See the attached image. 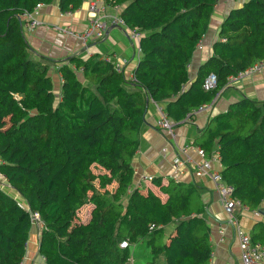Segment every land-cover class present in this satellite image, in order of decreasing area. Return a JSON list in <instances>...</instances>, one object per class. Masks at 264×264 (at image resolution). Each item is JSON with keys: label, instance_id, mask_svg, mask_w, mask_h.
<instances>
[{"label": "trees", "instance_id": "obj_1", "mask_svg": "<svg viewBox=\"0 0 264 264\" xmlns=\"http://www.w3.org/2000/svg\"><path fill=\"white\" fill-rule=\"evenodd\" d=\"M55 1L69 12L84 0H0V175L14 192L0 185V264L23 263L35 214L41 223L39 264H126L130 250L121 242L140 238L149 239L155 254L164 253L166 264H210L211 229L195 185L172 178L163 184L154 177L165 200L151 190H131L144 93L177 123L211 103L229 76L264 60V0L231 8L195 80L187 64L220 0H105L125 5L124 23L141 34V57L131 77L100 53L33 58L23 14ZM50 63L61 73L59 98ZM211 73L217 84L206 90L203 82ZM198 142L208 152L219 144L223 176L234 195L260 209L264 101H234L211 117ZM94 165L107 171L96 172ZM113 181L118 185L111 191ZM88 202L94 209L83 222L78 213ZM172 222L176 227L165 241L164 226ZM250 236L264 244V222Z\"/></svg>", "mask_w": 264, "mask_h": 264}, {"label": "crops", "instance_id": "obj_2", "mask_svg": "<svg viewBox=\"0 0 264 264\" xmlns=\"http://www.w3.org/2000/svg\"><path fill=\"white\" fill-rule=\"evenodd\" d=\"M243 2L244 0H220L216 5L208 32L197 43L193 58L187 64L190 80L196 79L200 65L212 55L213 43L220 37L222 21L226 18L231 8L241 6ZM93 3L98 4L99 15L108 25V29L103 38H92L87 45H84L78 36L66 31V29L73 31L84 30L91 22L93 14L90 13V5ZM124 7L125 5H108L105 0H84L79 8L69 12H62L58 1L42 4L34 11L40 21V25L32 31L27 29V20L22 17L24 20L23 30L30 45L29 51L32 57L44 61L43 56L59 60L73 55L87 58L90 55L100 53L103 57L110 58L108 60L114 64L115 68L117 63H122L126 76L131 77L141 57L140 40H134L130 37L128 33L130 28L124 21L123 24L111 23V20L115 17L122 19L121 12ZM200 42L201 46H199ZM256 63H262V67L256 72L247 74L233 82H228V85L216 96L215 102L210 109L198 112L190 121L178 123L175 139L157 125L162 114L160 109L165 110L164 105L157 103L144 93L146 99L145 123L141 128L140 145L132 162L134 176L131 190L140 188L143 193L151 190L165 200L167 195L155 183L154 177L161 178L163 184H167L169 178H172L195 185L197 195L205 206V219L211 229L212 257L210 264H242L236 227L229 222L228 214L224 210L216 184L212 178L209 176L197 177L191 168L185 170L184 173H175L173 160L183 144L194 142L201 146L198 138L208 125L211 117L227 111L230 104L234 101L244 96L257 101H264V60L257 61L254 64ZM50 65L55 91L59 98L62 84L61 73L57 65L53 63H50ZM128 88L133 91L138 90L134 86H129ZM217 145L219 144L215 142L211 151H206L207 154H210ZM192 155L196 162L200 160V157L195 152H192ZM94 166L96 172L107 171L100 165ZM214 167L221 169L223 172L224 166L222 162L215 164ZM150 176L152 177L151 179L148 178ZM3 179L5 184L9 185L4 176ZM96 184L98 185V180ZM117 185V181H113L108 186V189L113 191ZM9 187L6 191L9 193L13 192L10 185ZM128 197L129 193L124 198L125 202H127ZM93 209L94 204L91 202L86 203L80 209L78 215L83 222L90 221ZM84 210L87 213L86 218L84 217ZM236 215L241 229L251 235V231L260 222H264V201L260 209L238 208ZM176 224L177 222H172L164 226L165 230L162 239L168 241V237L175 229ZM31 239L30 237L28 249H30ZM122 247H128L130 250V256L126 264H166L164 253L155 254L148 238H140L139 241L135 243L129 242L127 246ZM32 249L29 250L30 253Z\"/></svg>", "mask_w": 264, "mask_h": 264}, {"label": "built area", "instance_id": "obj_3", "mask_svg": "<svg viewBox=\"0 0 264 264\" xmlns=\"http://www.w3.org/2000/svg\"><path fill=\"white\" fill-rule=\"evenodd\" d=\"M42 4H38L34 11L38 9ZM99 6L96 3L90 5V13L93 14L90 24L82 31H73L66 29V31H70L72 34L78 36L84 45L92 39H101L106 35L108 25L104 21V19L99 15ZM33 12H25L23 17L26 18V27L29 31H32L38 25H40V21L36 14ZM112 24H123V20L115 17L111 20ZM128 33L130 37L134 40H140L141 34L133 29H128ZM201 46V42L199 43ZM110 60V58H108ZM262 67V63H256L253 66L248 67L244 71H240L236 75H231L228 78V82H233L239 78L244 77L247 74L258 71ZM116 69L118 71H123L124 65L122 63H117ZM217 77L215 74H209L204 82L203 87L206 90H210L216 87ZM216 99V98H215ZM208 104H202L197 109L190 111L186 118L182 121H190L194 118V115L203 110H208L212 107L215 102ZM161 110V118L158 120L157 125L167 131V133L172 137L176 138V126L177 122L172 119L168 113ZM192 152H195L200 160L196 162ZM222 162L221 153L219 150V145L210 153L207 154L206 150L195 144L194 142L185 143L179 148V152L175 159L173 160V168L175 173H184L188 168L193 169V173L197 177H205L209 176L216 184V188L219 193L220 201L223 204L224 210L227 212L229 217V222L236 227V231L238 234L240 251H241V262L242 264H264V245L261 242H254L247 232L241 229L238 218L236 215V210L238 208H248L239 198L234 195V186L228 183L221 169L215 168L214 165ZM148 178H152L151 176ZM257 214V212H255ZM38 215V214H36ZM35 221L39 219V216L36 217ZM34 221V222H35ZM39 222V221H38ZM40 223V222H39ZM41 224V223H40ZM128 242L123 241L122 246H127Z\"/></svg>", "mask_w": 264, "mask_h": 264}, {"label": "rangeland", "instance_id": "obj_4", "mask_svg": "<svg viewBox=\"0 0 264 264\" xmlns=\"http://www.w3.org/2000/svg\"><path fill=\"white\" fill-rule=\"evenodd\" d=\"M57 94V93H56ZM58 95V94H57ZM102 167V166H101ZM0 185L3 189H7V188H10L8 184H5V180L3 179V176L0 175ZM8 190V189H7ZM18 199L20 201H24L21 197H18ZM23 203V202H22ZM84 214H85V218L87 216V213L85 212L84 210ZM36 215V214H35ZM36 217H38V215H36ZM40 231H41V224L36 220L34 222V225H33V229H32V233H31V245H30V249H32V246H33V249L31 251V253L29 252L30 249H28V252H27V257H25L24 261L22 264H39L40 261L43 259L41 255H39L38 253V249H37V242L40 240ZM36 245V247H35ZM29 246V245H28Z\"/></svg>", "mask_w": 264, "mask_h": 264}]
</instances>
